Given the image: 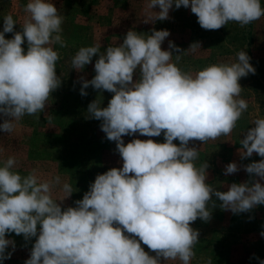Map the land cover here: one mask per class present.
<instances>
[{"label": "clouds", "instance_id": "clouds-1", "mask_svg": "<svg viewBox=\"0 0 264 264\" xmlns=\"http://www.w3.org/2000/svg\"><path fill=\"white\" fill-rule=\"evenodd\" d=\"M173 5L190 7L205 30H218L229 22L243 27L264 16L261 0H149L146 9L158 7L151 19L163 21ZM24 11L21 31H15L17 21L11 14L4 17L0 31L4 133H11L25 115L44 112L51 93L62 83L56 72L60 56L52 45L67 46L61 35L63 16L50 0H28ZM5 33L13 37L6 39ZM169 35L168 30L147 34L130 29L118 46L104 51L100 46L81 47L72 57V69L78 72L99 57L95 76L81 78L80 94L86 96L90 85L114 93L107 107L92 101L87 118L102 121L100 128L116 143L122 167L98 174L83 198L62 210L58 201L72 195L70 184H63L62 199H53L59 176L41 182L35 170L27 176L14 171L15 157L0 161V262L11 258L6 249H14L15 242L6 239V233L14 232L25 240L36 237L25 264H162L177 259L191 264L199 242V231L191 224L198 218L211 219L217 207L213 196L221 210L234 214L264 205V186L258 181L232 183L227 191L213 188L206 182L207 161L197 167L199 150L189 147L190 141L206 143L230 135L247 111L248 103L238 97L239 80L256 71L249 55L241 50L235 63L184 71L178 66L181 55L173 62L172 51L161 48ZM169 48L180 51L172 42ZM198 48L201 45L195 42L187 51ZM137 70L139 78L134 80ZM253 125L239 141L241 159L254 152L264 157V118ZM136 133L147 137L163 133L164 142L137 138L125 144L123 137ZM244 169L264 179V159ZM238 171L235 162L224 169L225 175ZM141 242L155 255H149Z\"/></svg>", "mask_w": 264, "mask_h": 264}, {"label": "rangeland", "instance_id": "rangeland-1", "mask_svg": "<svg viewBox=\"0 0 264 264\" xmlns=\"http://www.w3.org/2000/svg\"><path fill=\"white\" fill-rule=\"evenodd\" d=\"M63 16L62 37L66 47L52 45L60 56L56 64L57 75L61 85L51 93L45 111L35 116L25 115L15 122L11 133L0 131V161L9 157L16 158L13 169L22 176L33 170L40 181H48L60 177V184L53 187V199H62L64 183L73 188L70 197L61 204L62 210L75 206L89 190L98 174L111 168H121L123 161L116 143L109 141L101 130L102 121L87 118L88 105L98 100L101 107H107L114 93L96 90L91 85L85 89L86 96L80 94L81 78L91 80L95 76L94 64L98 55L82 71L72 69L71 59L81 47L100 46L104 51L108 46H118L130 29L138 33L151 34L152 30H168L170 35L162 42V50L181 55L178 66L184 71L193 73L212 64L237 62V53L245 50L255 74L249 73L239 80L242 88L240 97L248 103V109L237 121L230 135L221 136L206 143L190 141L189 147L199 150L197 167L207 161V180L213 188L227 191L232 183L260 182L264 179L249 175L244 166L264 159L255 152L251 157L241 159L238 152L239 143L244 134L257 118H264V16L241 27L236 22H229L218 30H205L200 27L197 17L190 7L181 6L169 11V18L163 21L151 19L155 11L146 9L149 0H50ZM28 0H0V31H3L4 17L11 14L17 21L15 31H21L26 18L24 8ZM264 7V0H261ZM13 33H5L11 39ZM172 42L179 52L169 48ZM199 42L201 48L187 51L191 44ZM27 51V41L22 45ZM187 51V52H184ZM139 78V70L134 80ZM5 117L0 114V124ZM163 143V133L159 137L124 136L125 144L133 139ZM173 143L179 145L178 140ZM235 162L239 171L225 175L226 165ZM217 207L212 210L211 219L205 222L198 218L191 227L199 231V242L193 251L195 255L191 264H260L264 260V205H258L249 212L234 214L230 210H221V202L215 196ZM38 232H39V225ZM127 234V233H125ZM6 239L15 242V248L9 246L11 258L0 264H25L30 257L36 237L25 240L23 234L6 233ZM138 239V237H137ZM141 246L149 255H155L146 245ZM257 257L259 259H257ZM162 264H181V261L167 260Z\"/></svg>", "mask_w": 264, "mask_h": 264}]
</instances>
